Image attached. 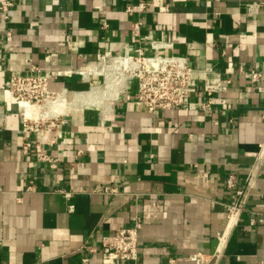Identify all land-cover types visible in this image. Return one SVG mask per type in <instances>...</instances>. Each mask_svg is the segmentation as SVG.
<instances>
[{"label": "crops", "instance_id": "0c3cea01", "mask_svg": "<svg viewBox=\"0 0 264 264\" xmlns=\"http://www.w3.org/2000/svg\"><path fill=\"white\" fill-rule=\"evenodd\" d=\"M13 1L0 15V264H105L103 237L137 220L138 258L115 264H195L196 252L215 255L209 264H264V0ZM139 1L148 7L126 9ZM153 40L194 66L188 109L147 110L129 78L98 105L25 130L12 75L39 65L58 72L55 94L102 89L114 63L102 55L154 51ZM210 68L225 89L207 95Z\"/></svg>", "mask_w": 264, "mask_h": 264}, {"label": "built area", "instance_id": "2783aa9c", "mask_svg": "<svg viewBox=\"0 0 264 264\" xmlns=\"http://www.w3.org/2000/svg\"><path fill=\"white\" fill-rule=\"evenodd\" d=\"M147 1H139L127 5L128 11H143L148 7ZM14 6L13 0L0 1V15L3 19H8L10 9ZM140 22L133 25V30L138 32ZM10 31L6 33L7 36ZM1 43V42H0ZM148 52L144 47L136 49V53H125L119 57L109 58L101 56L103 64L115 62L120 58H127L130 65L124 69L127 79L135 78L137 80V91L135 99L142 103L144 107L153 112L157 109H188L191 106L190 90L194 82L196 70L185 54L180 53H160L162 49L171 48L172 43L153 40L150 41ZM205 85L204 93L212 95L215 91L225 89V86H217L213 69L204 71ZM261 73L252 72L253 80H258ZM58 76L56 71H48L39 65H32L26 73H17L10 77L8 88L16 102L23 108L40 104L47 99L53 98L56 94L50 88V83ZM231 79L228 80L230 82ZM211 100L203 102V107L209 106ZM24 116L25 130H41L42 123L39 121L40 116L30 117L25 111ZM53 124L50 123V125ZM31 145L27 140L25 148ZM38 156L42 159L52 160V158L43 153L38 146ZM227 184L230 188L236 185L234 174L227 178ZM105 190L114 191L115 188L107 187ZM243 194L241 189L236 191L235 199L228 204V211L235 215L240 210V195ZM66 197L72 196V191H65ZM73 205L70 206L73 209ZM264 222V218L261 219ZM142 223L137 220L132 226H124L116 229L115 232L106 234L102 239L101 253L105 264H115L120 260H135L139 255L140 229ZM221 238V237H220ZM92 250H95L91 247ZM215 255L204 252H196L191 255L195 264H209ZM168 264H178L177 259L170 257Z\"/></svg>", "mask_w": 264, "mask_h": 264}, {"label": "bare ground", "instance_id": "6f19581e", "mask_svg": "<svg viewBox=\"0 0 264 264\" xmlns=\"http://www.w3.org/2000/svg\"><path fill=\"white\" fill-rule=\"evenodd\" d=\"M129 65L130 61L127 58H120L112 65L107 66L104 70L107 82V86L105 88L100 89L98 87H92L89 90L73 92L71 94H68L65 90H62L58 92L53 98L47 99L40 104L26 106L25 113L30 117H38L42 116L43 114L56 115L57 113L65 112L66 109L74 105H98L104 100V98L111 97L113 95L112 93L115 91V89H118L117 84L119 86L124 84L127 76L123 71Z\"/></svg>", "mask_w": 264, "mask_h": 264}]
</instances>
